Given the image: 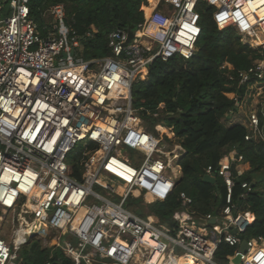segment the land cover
<instances>
[{
  "label": "built area",
  "instance_id": "built-area-1",
  "mask_svg": "<svg viewBox=\"0 0 264 264\" xmlns=\"http://www.w3.org/2000/svg\"><path fill=\"white\" fill-rule=\"evenodd\" d=\"M29 1L7 0L12 13L5 18L7 5H0V217L10 215L13 225L8 243L0 220V264H20L29 233L45 245L66 235L63 254L74 264H139V257L166 264L182 255L193 264H225L215 256L224 242L235 247L230 263L241 255L239 264H264V236L245 235L255 213L241 210L233 197L236 147L206 168L226 187L214 211L198 212L185 192L170 220L128 204L171 197L186 152L181 144L165 152L158 138L150 153L141 148L146 134L154 135L133 105L134 84L157 58L195 56L201 1L213 8L219 29L232 26L244 43L264 48V0H158L148 14L147 0L136 30H111L110 54L92 59L83 57L85 36L67 22L63 3L50 5L44 18L51 20L40 26ZM223 67L234 69L229 62ZM229 77L246 88L257 85L260 96L264 61ZM251 107L245 139H264V99ZM241 186L245 199L252 182Z\"/></svg>",
  "mask_w": 264,
  "mask_h": 264
},
{
  "label": "trees",
  "instance_id": "trees-1",
  "mask_svg": "<svg viewBox=\"0 0 264 264\" xmlns=\"http://www.w3.org/2000/svg\"><path fill=\"white\" fill-rule=\"evenodd\" d=\"M156 1L150 0L151 5ZM59 2L65 5L67 22L79 35L85 36L83 57L92 59L110 54L108 34L111 30L118 27L135 30L144 21L141 7L147 0H30L31 15L42 26L48 7ZM4 3L8 5L7 0ZM197 12L202 31L195 56L188 60L177 55L167 61L157 58L149 68L150 81L141 80L133 86V105L142 117L157 122L154 113H166L163 117L165 125L173 127L177 141L186 149L179 159L182 167L180 183L166 201L152 204V212L161 221L170 220L181 204L180 192L193 200L192 206L200 213H209L221 206L226 187L221 178L216 184L205 181L206 168L218 165L223 153L236 147L239 157L234 171L238 165L249 169L235 176L233 197L241 210L249 209L256 216L245 235L264 236V139L246 140L248 130L242 122L228 126L223 121L225 116L238 111V100L243 99L246 92V85L240 86L229 76L249 68L256 60L264 61V48H252L241 41L232 26L219 29L213 18V8L206 2L198 3ZM89 31L92 36L87 35ZM226 62L234 69L223 67ZM261 118L264 132V117L261 115ZM254 175L261 180L256 182ZM246 180L254 186L242 199L244 189L241 184ZM40 243L37 239L30 247L28 244L23 246L20 264H47L56 256H59V264H74L61 252L51 257ZM234 253L235 247L224 242L215 256L228 263Z\"/></svg>",
  "mask_w": 264,
  "mask_h": 264
},
{
  "label": "rangeland",
  "instance_id": "rangeland-1",
  "mask_svg": "<svg viewBox=\"0 0 264 264\" xmlns=\"http://www.w3.org/2000/svg\"><path fill=\"white\" fill-rule=\"evenodd\" d=\"M11 13H12V11L9 10V7L7 5V7L4 9V11L2 13V16H3V18H5L8 15H10ZM48 19L51 20L50 17L47 16V18L44 19V22L48 23ZM135 30H133V31H135ZM254 48L258 49V47H256V46H254ZM142 75H143V77L141 78V80L144 81L145 83H148L150 81V79L148 77L149 72L147 71L146 74L143 73ZM263 99H264V92L259 96L257 85H253L250 88L247 87L244 98L241 99L240 101L238 100V111L236 113H233L230 116L229 115L225 116L223 119L224 123L228 126L232 125L233 123H238V122L248 124L250 110L252 109L251 104L254 105V107H257L260 105V103ZM139 114L142 116L141 113H139ZM165 115H166V113H163V112L154 113V116L157 117V119H158L157 122H153L151 120H148L147 118H143V126L147 129L148 132H151L155 136L154 137L151 134H146L145 141L147 142V144L144 143L143 146L141 147L146 153H147L148 146L156 145V143L158 142V139L160 140L159 146L162 149H164L165 152L172 150L175 147V144H179V142L176 139L173 127H168L165 125V120H163V117ZM150 136L152 137L151 139L149 138ZM251 141H253V140H251ZM181 156H180V158H181ZM247 169H249L247 166L238 165V166H235V173L236 174H238L239 172L245 173V170H247ZM181 171H182V168H181ZM254 180L256 182H258L259 180H261V178L254 175ZM179 188H181V186ZM128 204L130 206H133V207H138L139 208L138 211H141L142 214H144V216H146V217H148L149 213L154 214L152 212V211H154V208L152 207L153 205H142L141 198H135V200L129 199ZM0 220H1L2 227L6 232L5 239L8 243H10V241H11L10 237H11L12 227H13L12 221H11V216L9 215L6 219H2V216H1ZM66 240H67V236L63 235L58 240L59 244L54 245V242H53L52 243L53 246H52L51 244L45 245L43 243V239L39 238V241L41 242L40 243L41 246L45 247L49 251V254L51 257H53V255L57 252L63 253L62 247L65 246ZM36 241H37V238L34 237V240L29 241L27 246L30 247L32 245V243H34ZM23 248H22V250H23ZM22 250L20 251V253H22ZM58 262H59V260H58ZM136 262H138L139 264H146L145 261H142V259H140V257L138 259H136ZM51 263H52V261L50 262V264ZM83 264H87V263H83ZM95 264H99V263H95ZM225 264H233V263H230L228 261V263H225Z\"/></svg>",
  "mask_w": 264,
  "mask_h": 264
},
{
  "label": "water",
  "instance_id": "water-1",
  "mask_svg": "<svg viewBox=\"0 0 264 264\" xmlns=\"http://www.w3.org/2000/svg\"><path fill=\"white\" fill-rule=\"evenodd\" d=\"M6 0H0V5L2 4V3H4ZM132 35H133V32L131 31L130 32V38L132 37ZM129 38V39H130ZM238 157H239V155H238ZM180 180H181V177L179 178V180L177 181V185L180 183ZM204 180L205 181H208V182H210V183H213V184H216L217 183V181H216V178L213 176V175H205L204 176ZM252 186H254V183H252ZM216 222V219L215 218H213V219H211V223H215ZM219 222V221H218ZM35 235H36V233H29V237L32 239L33 237H35ZM248 250V244H247V241L246 240H243L242 241V243H241V245H240V251L241 252H246ZM58 260H59V256H56L55 257V260L51 263V264H59V262H58ZM240 261H241V255H237V256H235L234 258H233V263L234 264H239L240 263Z\"/></svg>",
  "mask_w": 264,
  "mask_h": 264
},
{
  "label": "bare ground",
  "instance_id": "bare-ground-1",
  "mask_svg": "<svg viewBox=\"0 0 264 264\" xmlns=\"http://www.w3.org/2000/svg\"><path fill=\"white\" fill-rule=\"evenodd\" d=\"M158 1V0H157ZM156 1V2H157ZM155 6V4L151 5L147 10L146 13L148 14L149 12H151V10L153 9V7ZM172 136V135H171ZM150 139L152 138L151 136L149 137ZM150 142V141H149ZM145 143L147 144V142L145 141ZM153 146H148L147 148V153H150L151 149ZM175 148V147H174ZM162 149V148H161ZM164 151V149H162ZM124 175V173H123ZM129 178V176H128ZM136 260V259H135ZM193 262V259L189 256V255H182L180 257H172V260L168 261L166 264H185L187 262ZM147 264V263H146Z\"/></svg>",
  "mask_w": 264,
  "mask_h": 264
},
{
  "label": "crops",
  "instance_id": "crops-1",
  "mask_svg": "<svg viewBox=\"0 0 264 264\" xmlns=\"http://www.w3.org/2000/svg\"><path fill=\"white\" fill-rule=\"evenodd\" d=\"M185 264H193V262L189 261V262H187V263H185Z\"/></svg>",
  "mask_w": 264,
  "mask_h": 264
}]
</instances>
